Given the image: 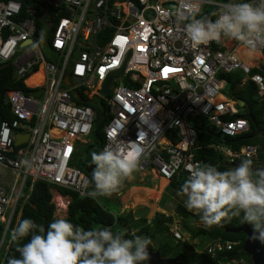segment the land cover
Here are the masks:
<instances>
[{"label":"built area","instance_id":"obj_1","mask_svg":"<svg viewBox=\"0 0 264 264\" xmlns=\"http://www.w3.org/2000/svg\"><path fill=\"white\" fill-rule=\"evenodd\" d=\"M226 3L45 0L38 25L34 9H26L21 16L18 1L0 0V64H10L13 76L27 88L28 73L40 70L42 80L36 85L42 89L39 96L19 89L6 91L14 118L1 121L0 170H9L13 180L5 183L0 171V255L6 231L13 218H19L18 205L28 198L20 199L28 181L31 187L34 181L44 180L73 189L80 196L89 195L87 175L70 162L79 146L90 141L97 106L103 116H110L103 127V148L140 145L144 151L137 173L167 181L181 173L188 176L189 168L204 163L193 155V150L201 148L191 121L194 118H203L222 137L248 131L246 118H231L242 110L234 92L238 86L223 94L226 83L219 76L240 71L239 85L252 81L259 101L264 102V77L251 73L256 65L242 56V50L264 52V34L253 37L251 48L228 38L197 45L186 35L188 20L181 23L177 19L178 13L190 17L191 11L199 9L200 16L214 21ZM53 19H57L56 26ZM35 30L40 31L39 36L32 35ZM259 66L264 67V60ZM121 68L123 74H112ZM109 74V93L102 94ZM262 119L264 131V114ZM17 133L29 136L15 149ZM209 146L228 163L258 156L255 145L235 149L222 141ZM163 220L173 240L188 241L191 235H184L179 217L164 212ZM234 244L210 238L197 249L213 257Z\"/></svg>","mask_w":264,"mask_h":264},{"label":"clouds","instance_id":"obj_2","mask_svg":"<svg viewBox=\"0 0 264 264\" xmlns=\"http://www.w3.org/2000/svg\"><path fill=\"white\" fill-rule=\"evenodd\" d=\"M177 19L181 23L188 20L186 35L197 45L212 41L220 43L222 39L228 38L251 48L253 37L264 34V0H259L257 4L251 0H228L214 21L206 16L201 17L199 9L191 11L190 17L178 13ZM260 53L264 55V52ZM216 143H210L207 147L212 148L209 145ZM256 147V167L253 166L252 159L246 158L238 166L223 171L209 163L189 168L190 174L181 186V193L186 197L185 207L198 215L206 226L219 225L222 221H229L243 214L244 224L248 227L251 225L253 230L249 229L264 241V170L253 169L262 164L264 156L260 158L259 147ZM143 151L140 145L133 144L123 148L119 145H106L101 151L93 152L91 164L95 167L91 183L94 190L88 192L87 196L100 202L101 197L113 199V196L124 192L132 183L131 176L140 169ZM150 176L152 175L141 177L146 179ZM127 178L128 182L121 186ZM52 201L55 204L53 198ZM119 210V213H124L123 207H119ZM18 211L20 213V207ZM114 214L112 211V215ZM163 215L164 212H154L145 217L146 222L152 223L156 217L163 219ZM133 217L135 220L141 218ZM17 221L18 219L14 227ZM184 225L185 223L183 227ZM194 225L195 223L190 226L195 227ZM135 232L133 229L129 233L133 235ZM126 235L123 231L114 232L107 226L86 230L66 219H54L45 229L31 218H26L13 230L11 239L17 241L30 236V240L17 248L20 258H10L8 264H145L149 260L151 239L140 235L126 238ZM198 238L200 240L201 237ZM190 241L192 242V235L188 239L192 245ZM205 243L206 241L197 247L201 248ZM197 247L193 246L199 252ZM202 250L200 252L204 251ZM227 251L229 250L222 252ZM226 262L246 264V258L219 259L216 264Z\"/></svg>","mask_w":264,"mask_h":264},{"label":"trees","instance_id":"obj_3","mask_svg":"<svg viewBox=\"0 0 264 264\" xmlns=\"http://www.w3.org/2000/svg\"><path fill=\"white\" fill-rule=\"evenodd\" d=\"M16 1L21 4V16L25 14L26 9L32 8L36 12V22L38 25H40L38 15L40 14V5L45 4V0ZM216 1L228 2V0ZM212 11H214V9L210 8L211 13ZM201 17H204L203 14ZM208 18H210V16H208ZM38 28L40 29V26ZM48 32L51 33V31ZM251 73H260L264 77V67L263 70L254 67L252 68ZM241 76V72L237 70L231 73L221 74L219 77L225 80V83H228L233 90L235 84L237 81H239ZM9 89H19L25 94H28L30 91V89L23 84L22 80L16 79L13 76V70L10 64H0V125L1 121L3 120L11 121L14 118L10 111V103L6 95V91ZM234 92L235 97L243 101L244 105L240 113L232 116L231 118H235L237 116L246 118L249 123L248 131L236 137H222L220 134L215 133L214 130L207 126L203 118L197 117L191 120L192 125L196 129L198 146L201 145V148H196L193 150L194 158L201 160L204 163L213 164L221 171L238 166L242 159L233 163H228L225 160L222 161L221 156H217L213 148L207 147V145L210 143L223 141L227 142L235 149L242 145H255L259 147L260 158L262 159L264 156V132H262L264 102L259 101L256 94V88L252 82H247ZM109 119L110 116H103L98 126L93 128L91 140L85 144L86 147L83 153L78 156V148L73 160L70 162L71 165L76 166L88 176V192H92L94 190V185L91 183V177L95 166L91 164V155L93 152L101 151L105 142L103 127ZM18 147L19 146L15 147V149ZM252 161L253 166L256 167V165H254L256 160L252 159ZM254 167L253 169L255 170ZM187 177L188 176L185 173H181L178 176L173 177L169 184L171 187L176 188L182 195L181 186ZM30 185L31 183L28 181L21 193L20 199H22L25 195H28V198L20 206V215L16 226L14 227L16 222L15 216L8 229L9 236L6 234L8 236L6 239V244H8V247L6 250H3L0 255L1 264H8V260L10 258L19 259L20 253L17 251V248L30 240V236L17 241H13L11 239L13 230L23 219L31 218L37 224L43 225L45 229H47V226L50 222L56 219L54 217L56 207L52 201V194L50 192L51 185L43 180L35 181L32 184V187ZM57 189L62 195H67L70 197V201L67 205L66 216L62 219L69 220L74 225H79L86 230L107 226L110 227L114 232H125L127 234L126 238H133L134 235L149 237L151 239V243L153 241L157 242V248H154V250L159 251L160 256L177 257L181 264H216L219 259H229L236 257L246 258V264H250L249 255L241 251V247L246 239V235L243 232H230L225 230V228L230 229L237 227L242 221L243 214H241L240 217L233 218L229 221H222L219 225H213L211 227L206 226L204 223H202L201 227H189V233L192 235V237H196L198 235L201 237V244H203L205 241H208L210 238L235 242V245L231 250L225 253H218L216 257H212L206 253V251L197 252L188 241L173 240L168 234L167 227L161 217H156L153 219L152 223H147L145 217L135 220L131 211H128L127 213L118 212L112 215V213L109 211L110 208L106 207L103 202H98L97 199L91 196H80L76 191L70 188L58 187ZM182 197L186 199L185 196L182 195ZM107 201V199L104 200V202ZM116 204L114 205L119 208L120 203L118 202ZM175 215L179 217L184 223L202 222L198 215L189 211L180 204L176 206ZM249 227L253 230L251 225H249ZM133 229H135L136 232L133 235H130L129 232ZM2 230L3 225L0 224V236L2 234Z\"/></svg>","mask_w":264,"mask_h":264},{"label":"crops","instance_id":"obj_4","mask_svg":"<svg viewBox=\"0 0 264 264\" xmlns=\"http://www.w3.org/2000/svg\"><path fill=\"white\" fill-rule=\"evenodd\" d=\"M248 53H251L252 56L248 55ZM255 54L256 53H252L249 51L242 50V56L247 62H251L252 64L256 65L255 66L256 68L262 69L261 66H259V65L262 64V61L264 60V58H262L263 55L261 53H257L256 55ZM259 57H261V58L259 59ZM258 59L260 60V62L258 61ZM256 60L258 62H256ZM130 179H131L132 183H131V185H129V187H127L125 189L124 194L129 195L131 201L134 202V204H136V205L140 201H142V203H144L143 205H146V206L150 205L151 208L152 207L156 208V210L146 214L145 217L152 215V213H154L155 211L156 212L157 211L162 212V213L167 212V213H171V214L175 215V209H176L177 205L180 204V205L185 207V198L182 197V195L180 194V192L176 188L171 187L169 184V181H167L166 179L158 178L154 175H152L150 177H146V179L145 178L142 179L141 175L138 173H134ZM162 179L166 180L164 184L161 183ZM135 184H139V185H135ZM150 185H153V186L148 187ZM169 186H170V188H169ZM167 188H169L168 193H166ZM131 193H133L132 196H131ZM167 194L169 195V200L166 197ZM152 195H157L158 199L153 201L150 197ZM140 197L145 198V200H143L142 198H141L142 200H139ZM109 200H111L110 203H113V204H116L119 202V201H117L116 198L115 199L109 198ZM148 203H149V205H147ZM174 204H176V205H174ZM143 205H141L140 207H143V208L146 207ZM119 207H120V205H119ZM167 207H169L170 209ZM142 217H144V216H142Z\"/></svg>","mask_w":264,"mask_h":264},{"label":"rangeland","instance_id":"obj_5","mask_svg":"<svg viewBox=\"0 0 264 264\" xmlns=\"http://www.w3.org/2000/svg\"><path fill=\"white\" fill-rule=\"evenodd\" d=\"M257 53H260V51H256ZM44 53H45V55L46 56H48L49 55V51L47 50V49H45L44 50ZM256 53V54H257ZM242 78H243V76H241V78L239 79V81H237V83L235 84V87H237L236 88V90L237 89H239V88H241L243 85H245L247 82H252V81H245L244 83H243V85H239V83L241 82V80H242ZM253 83V82H252ZM254 86H255V84H254ZM256 88V87H255ZM231 86L228 84V83H226L225 84V88L223 89V90H221V92L223 93V94H225V95H228V94H230L231 93ZM256 94H257V92H256ZM240 107H242L241 105H240ZM243 109V108H242ZM102 116H103V114H102ZM101 121V120H100ZM99 121V122H100ZM89 139L91 140V138L89 137ZM85 147H86V145L85 144H82L80 147H79V152H78V156H80L82 153H83V151H84V149H85ZM258 164V162H255L254 163V165H257ZM0 171H2V173H3V178H4V182L5 183H10V182H12V180H13V174L9 171V170H0ZM140 184V183H139ZM139 184H135V185H139ZM146 184V183H145ZM3 186H4V183H3ZM145 186V185H144ZM151 186H153V185H150V186H148V187H151ZM169 188H170V186H169ZM169 188H167V190H166V193H168V189ZM133 195V193H131V196ZM58 195L56 194V192H53V195H52V198H53V200L55 201V217L56 218H63V217H65L66 216V210H67V208H66V206H67V202L69 201V199L70 198H68V197H66V196H63L62 198H61V200L59 201L56 197H57ZM118 198V201H119V203H120V207H123L124 208V213H127L128 211H131L132 213H133V215L136 217V218H138L139 216L140 217H142V216H146V214H148V213H150V212H152V211H154V210H156V208H154V207H150V205H149V203L147 204V205H149V206H146V205H143L144 203H142V201H140L137 205L136 204H134V202H132L131 201V199H130V196L129 195H126V194H124V192H121V194L120 195H116V196H113V198ZM151 197V199L153 200V201H155V200H157L158 199V196L157 195H152V196H150ZM153 197V198H152ZM166 197H167V199L169 200V195L167 194L166 195ZM142 197H140L139 198V200H145V198H142ZM138 199V198H137ZM99 200L101 201V202H103L104 204H105V206L106 207H108V208H110L109 209V211H111V213H112V211H114V213H118L120 210H119V208L117 207V206H115L114 204H111L110 202H111V200H109V199H107L108 201L107 202H104V200H105V198H99ZM151 201V200H150ZM149 201V202H150ZM177 203V202H176ZM141 205H143V206H146V207H140ZM174 205H176V204H174ZM19 207L21 206V204H19L18 205ZM154 206V205H153ZM140 207V208H139ZM167 208H169V207H167ZM170 209V208H169ZM156 212V211H155ZM190 225H193V223L192 222H185V225H184V229L185 230H183V232H184V235L185 236H188V235H190L189 234V227H190ZM194 226H196V227H201L202 226V222H197V223H195V225ZM188 229V230H187ZM7 235L9 236V234L7 233ZM8 236L6 237V239L8 238ZM190 237V236H189ZM198 237H200L199 235H198ZM197 236L196 237H192V245L193 246H195V248L198 246L197 244H199V245H201V240H199V238H198ZM194 241V242H193ZM6 244V240H5V242H4V244H3V248H2V251L4 250V245ZM152 247L153 248H157V242L156 241H153L152 242ZM201 248H202V246H200Z\"/></svg>","mask_w":264,"mask_h":264},{"label":"water","instance_id":"obj_6","mask_svg":"<svg viewBox=\"0 0 264 264\" xmlns=\"http://www.w3.org/2000/svg\"><path fill=\"white\" fill-rule=\"evenodd\" d=\"M26 42H29L26 41ZM24 44V43H23ZM112 74H123V68L120 70L112 73ZM112 74H109L108 77L105 79L103 88L101 90L102 94H107L109 93V84L110 80L112 77ZM67 77V75H66ZM65 84H68L67 81ZM42 90L38 89L35 91H31L30 94L33 96H39L41 94ZM241 105H243L242 101H239ZM102 108L101 106H97L96 109V114H95V121H94V127L98 126L99 121L102 118ZM28 133H17L14 136V145L18 146L22 143H25L28 139ZM256 171L258 170H264V158L262 164L255 168ZM227 231L230 232H238V231H243L246 234V239L244 243L242 244L241 251L247 253L250 258H251V264H264V241L261 239L257 238L254 235V232H252L248 226L244 224V222H241V225L238 228L234 229H226ZM149 251V260L145 262V264H181L178 261L177 257H162L160 256L158 251H153L151 245L148 248Z\"/></svg>","mask_w":264,"mask_h":264},{"label":"bare ground","instance_id":"obj_7","mask_svg":"<svg viewBox=\"0 0 264 264\" xmlns=\"http://www.w3.org/2000/svg\"><path fill=\"white\" fill-rule=\"evenodd\" d=\"M39 17H40V14L38 15ZM57 19H53L52 20V23H53V25H55L56 26V23H57V21H56ZM39 33H40V31H36L35 30V32H33V34L32 35H34V34H37L38 36H39ZM45 38H47V36H45ZM245 51H247V50H245ZM248 55H250V56H252V54L251 53H248ZM254 55V54H253ZM256 55V54H255ZM26 79H28L27 80V83L29 84V89L30 90H32V91H35V90H38V89H41V88H39V87H36V85L37 84H41V82H42V80H41V71L39 70L38 72H36L35 74H33V75H31V73H28L27 74V76H26ZM10 90V89H9ZM42 90V89H41ZM30 93V92H29ZM90 138H91V136H90ZM87 144V143H86ZM82 145V144H81ZM74 166V165H73ZM76 167V166H75ZM79 169V168H78ZM88 177V176H87ZM88 180H89V178H88ZM37 181V180H36ZM44 181V180H43ZM165 181L166 180H164V179H162V184H164L165 183ZM35 182V181H34ZM33 182V183H34ZM32 183V184H33ZM48 184H50L51 186H50V192H51V194L53 195V192H56V194L58 195L56 198L60 201L61 200V198L63 197V196H66V197H68V198H70L69 196H67V195H62L59 191H58V187H62V186H57V185H53V184H51V183H49V182H47ZM88 184H89V182H88ZM156 186V185H155ZM63 188H67V187H63ZM87 189H88V186H87ZM161 192V191H160ZM87 193H88V191H87ZM153 198V197H152ZM69 201H70V199H69ZM69 201L67 202V205H68V203H69ZM66 208H67V206H66ZM67 211V210H66ZM54 217H55V212H54ZM56 218V217H55ZM64 218V217H63ZM56 219H58V218H56ZM59 219H61V218H59ZM3 231V230H2ZM8 233V230L6 231V234ZM230 239V238H229Z\"/></svg>","mask_w":264,"mask_h":264},{"label":"flooded vegetation","instance_id":"obj_8","mask_svg":"<svg viewBox=\"0 0 264 264\" xmlns=\"http://www.w3.org/2000/svg\"><path fill=\"white\" fill-rule=\"evenodd\" d=\"M239 232H241V231H239ZM153 250H154V248H153ZM155 251V250H154ZM159 252V251H158Z\"/></svg>","mask_w":264,"mask_h":264}]
</instances>
